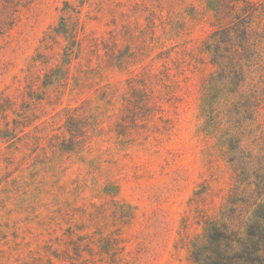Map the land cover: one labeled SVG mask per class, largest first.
Segmentation results:
<instances>
[{
	"label": "rangeland",
	"instance_id": "1",
	"mask_svg": "<svg viewBox=\"0 0 264 264\" xmlns=\"http://www.w3.org/2000/svg\"><path fill=\"white\" fill-rule=\"evenodd\" d=\"M61 18L69 31L98 39L96 50L85 40L78 59L95 70L94 83L49 88L29 128H42L46 149H22L11 163L0 155V264H196L202 220L231 185L225 148L201 128L200 86L211 68L200 48L220 21L208 0H36L0 36V92L22 89L28 70L42 77L62 66L67 41L52 33ZM101 42L126 60L113 64ZM163 65L177 82L172 99L153 84L160 111L142 105L140 126L127 117L119 129L134 108L122 100L125 80ZM105 85L117 88L108 103L95 91ZM84 102L102 112L105 132L91 149L47 148L64 132L63 109ZM246 131L245 143L256 136L264 143V109Z\"/></svg>",
	"mask_w": 264,
	"mask_h": 264
},
{
	"label": "trees",
	"instance_id": "2",
	"mask_svg": "<svg viewBox=\"0 0 264 264\" xmlns=\"http://www.w3.org/2000/svg\"><path fill=\"white\" fill-rule=\"evenodd\" d=\"M35 1L0 0V36L14 25L20 9L28 8ZM208 3L220 24L200 48L211 68L200 86V111L204 119L201 128L216 136L225 148L223 157L232 174L228 194L202 220L203 232L198 238L200 242L192 245V257L196 264H264V143L259 136L244 142L249 136L248 122L256 121L264 109V0H208ZM52 33L67 41L62 48V66L56 65L42 77L28 70L22 89H16L12 95L0 92V155L10 163L22 149H46L39 135L42 128H29L34 105L49 97V88L57 94L58 87L66 89L72 85L82 90L94 83L95 70L91 66L82 69L78 59L83 42L88 40L96 50L98 39L84 35L83 30L80 35L76 30L69 31L63 18ZM101 44L113 64L121 65L126 60L116 56L112 46ZM33 62L37 61L33 59ZM75 64L77 75H72L70 67ZM168 70L163 65V71L158 74L144 72L125 80L122 100L134 108L130 115L120 116V122L116 123L119 129L124 131L127 117L131 125L140 126L137 112L142 105L151 104L149 108L160 111L151 101L153 84L166 90L172 99L171 88L177 82H171ZM116 89L105 85L95 91L108 103ZM63 113L64 132L53 136L47 144L49 149L67 152L91 149L92 139L105 132L101 126L102 112L94 111L87 102L64 108ZM123 134L117 132L126 136ZM106 188L109 195L116 194V186L107 183ZM184 221L186 225L187 218Z\"/></svg>",
	"mask_w": 264,
	"mask_h": 264
}]
</instances>
